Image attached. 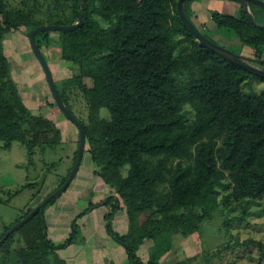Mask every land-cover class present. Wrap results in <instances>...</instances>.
Returning a JSON list of instances; mask_svg holds the SVG:
<instances>
[{
	"label": "trees",
	"instance_id": "obj_1",
	"mask_svg": "<svg viewBox=\"0 0 264 264\" xmlns=\"http://www.w3.org/2000/svg\"><path fill=\"white\" fill-rule=\"evenodd\" d=\"M47 1L43 18H37L29 10L0 0L2 149L18 142L31 155L36 148H54L61 141L54 122L32 114L25 105L4 54L5 36L23 30L29 37L41 25H72L82 14L78 28L41 31L35 42L46 63V56L60 59L77 71L78 86L89 108L88 123L76 118L84 128V150L96 166L95 174L113 193L103 200L110 208L104 219L110 221L120 210L128 217L125 235L116 236L110 225L106 233L122 244L130 264H159L173 248L174 236L197 233L224 204L244 201L247 209L259 201L264 206V92L251 96L244 91L255 78H264L200 45L181 23L178 0H82L83 12L79 0ZM191 1L184 8L195 25L188 13ZM237 5L236 15L213 12L210 18L215 29L232 32L241 45L253 50V58L241 57L244 62H255L264 71V28L252 24ZM248 8L252 19L264 25V9L255 4ZM82 79H88L90 86H81ZM54 83L71 112L64 85ZM50 95L51 105L58 108ZM101 108L107 109L108 118L100 116ZM76 144L78 148V138ZM77 148L71 168L55 190L73 168ZM124 168L127 173L123 176ZM219 189L228 190L220 200ZM43 213L26 220L38 216L22 230H30L26 246L5 264H69L58 252L73 244L76 219L68 237L56 245L48 237ZM11 234L0 242V248ZM144 243H148L147 260L137 256ZM257 244L262 251L263 246Z\"/></svg>",
	"mask_w": 264,
	"mask_h": 264
},
{
	"label": "rangeland",
	"instance_id": "obj_2",
	"mask_svg": "<svg viewBox=\"0 0 264 264\" xmlns=\"http://www.w3.org/2000/svg\"><path fill=\"white\" fill-rule=\"evenodd\" d=\"M47 2L7 0L8 6L29 10L37 18H43ZM236 5L229 0H192L188 5V13L198 16L193 21L217 45L237 56L253 58L251 48L241 45L232 32L215 29L210 18L213 12L236 15ZM257 17L262 22L259 14ZM101 24L106 26L105 22ZM3 50L11 62V75L19 85L25 105L32 114L44 115L52 120L61 132V141L54 148H36L31 155L18 142H13L9 149H2L0 143V241L8 231H5L6 227L14 226L28 209L36 206L38 201L58 187L73 164L78 138L74 124L57 107L51 105L52 97L47 81L25 32L17 30L8 33L3 41ZM46 60L53 79L64 85V97L74 117L88 123L89 108L78 86L77 71L60 59L50 60L46 56ZM249 63L261 70L257 63ZM80 83L83 87L90 86L88 79H82ZM244 91L251 96L263 93L264 80L255 78L252 86L245 87ZM100 116L108 118L106 108L100 109ZM95 170L96 166L89 153L84 150L79 168L68 187L44 209L48 237L56 245L63 242L76 219V237L72 245L58 252L61 258L69 264H130L122 244L106 233L110 225L116 236L125 235L129 230L128 217L124 210H120L110 221L104 219L110 208L104 205L103 200L113 193L95 174ZM126 173L127 168L122 169L121 174L124 176ZM219 192L220 200L228 190L219 189ZM89 206H93L92 210L78 217ZM244 206V201H231L217 209L197 233L185 238L174 236L173 248L162 256L159 264H264V206L259 201L253 202L247 209ZM243 213L246 214L244 220H234L242 217ZM36 219L38 216L10 233L11 238L0 248V264H5L8 258L14 259L15 254L26 246L30 230H22ZM227 219L232 221L224 225ZM249 241L253 243L246 244ZM257 243L263 246L262 251ZM147 247L148 243H144L137 253L143 260H147ZM3 256H6L5 260Z\"/></svg>",
	"mask_w": 264,
	"mask_h": 264
},
{
	"label": "water",
	"instance_id": "obj_3",
	"mask_svg": "<svg viewBox=\"0 0 264 264\" xmlns=\"http://www.w3.org/2000/svg\"><path fill=\"white\" fill-rule=\"evenodd\" d=\"M187 1H189V0H178L177 1V13H178V16L181 20L182 25L189 32V34H191L195 38V40L200 45H202L204 48H206L210 52L216 54L217 56L221 57L222 59L226 60L227 62L242 68L243 70L249 72L250 74H252L254 76L264 78V71L263 70L257 69L255 67L247 64L246 62H244L242 60V58L240 56H237L235 53L231 52L230 50L225 49V48L213 43L207 37H205L197 29V27L192 23V21L188 18L187 14L185 12V8H184V4ZM229 1H233L235 3H238L243 8V10L247 13V16H248V18L252 24H254L258 27L264 28V25L258 24L256 21H254L252 19L249 8H248L249 4H255V5L264 9V2L263 1H260V0H229ZM79 4L81 7V11L83 12L82 0H79ZM81 24H82V14L80 15L78 21L72 25H41V26H38V27L32 29L28 35L29 36L28 37L29 38V45L31 47L32 53L41 66V69L44 73V76H45V79L47 81L49 90H50V92H51V94L55 100V103L57 104L58 108L61 110V112L63 113L65 118L68 119L70 122H72L78 129V148H77V155H76L74 166L71 169L67 179L62 184V186L60 188H58L57 190H55L53 193H51L48 197L43 199L23 219H21L14 226H12L5 233L4 238H6L13 230H15L16 228L21 226L27 219H29L30 217H32L33 215H35L38 212H42L44 210L46 204L52 198L61 194L67 188L68 184L71 182V180L73 179V177L75 176V174L79 168L81 158H82V154L84 151V146H85L84 128H83L82 124L73 116V114L70 112V110L63 103V101H62V99H61V97H60V95L56 89L51 71H50L46 61L44 60L41 51L39 50V48L35 42V35L41 31H46V32H49V31H71L73 29L78 28Z\"/></svg>",
	"mask_w": 264,
	"mask_h": 264
},
{
	"label": "crops",
	"instance_id": "obj_4",
	"mask_svg": "<svg viewBox=\"0 0 264 264\" xmlns=\"http://www.w3.org/2000/svg\"><path fill=\"white\" fill-rule=\"evenodd\" d=\"M237 7H238V6L236 5L235 8H234L236 11H238V8H237ZM195 16H196V18H198L197 15H195ZM195 16H193V14H192V15H191V18H194ZM192 20H195V18L192 19ZM194 23H195V22H194ZM195 25H197V24H195ZM197 26H198V25H197Z\"/></svg>",
	"mask_w": 264,
	"mask_h": 264
}]
</instances>
